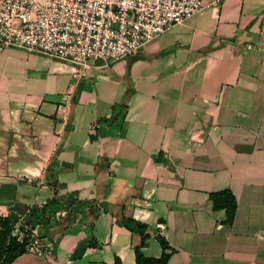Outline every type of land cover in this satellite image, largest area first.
<instances>
[{
  "label": "crops",
  "instance_id": "1",
  "mask_svg": "<svg viewBox=\"0 0 264 264\" xmlns=\"http://www.w3.org/2000/svg\"><path fill=\"white\" fill-rule=\"evenodd\" d=\"M91 64L0 45V214L69 208L12 264H137L123 214L149 225L147 255L168 240L167 264H264V0H223ZM225 189L233 223L211 198Z\"/></svg>",
  "mask_w": 264,
  "mask_h": 264
},
{
  "label": "built area",
  "instance_id": "2",
  "mask_svg": "<svg viewBox=\"0 0 264 264\" xmlns=\"http://www.w3.org/2000/svg\"><path fill=\"white\" fill-rule=\"evenodd\" d=\"M223 0H0V45L22 46L72 61L77 72L92 59L106 63L131 56L199 10ZM41 206H44L41 205ZM50 212V208L47 209ZM30 209L19 211L29 228ZM62 205L51 217L63 219ZM34 229L32 251L42 254Z\"/></svg>",
  "mask_w": 264,
  "mask_h": 264
},
{
  "label": "trees",
  "instance_id": "3",
  "mask_svg": "<svg viewBox=\"0 0 264 264\" xmlns=\"http://www.w3.org/2000/svg\"><path fill=\"white\" fill-rule=\"evenodd\" d=\"M115 110V109H113ZM116 114V113H115ZM94 138V136H93ZM215 208H225L227 211V220L233 223L236 217L238 200L236 195L229 189L220 190L211 193ZM56 200L47 203L44 206L34 204L30 208L29 228L21 223L19 218V205H14L8 214H0V264H12L19 256L32 251L33 241L35 239L34 229L37 224L49 225L53 220L52 214L56 212L57 205L53 204ZM50 208V212L47 209ZM59 220V219H58ZM57 220V221H58ZM121 222L134 232L142 235L139 245L135 246L137 264H167L170 253L167 249L171 247L168 240L161 234H157V238L163 247V253L159 257L147 255L144 247L148 244L150 237L149 225L136 220L133 216L123 214ZM88 245H97V240L83 241L77 248V254L85 249ZM116 264H121V260L117 257Z\"/></svg>",
  "mask_w": 264,
  "mask_h": 264
}]
</instances>
